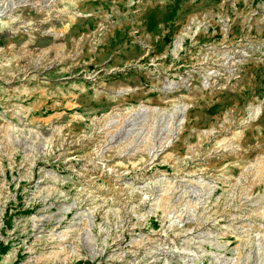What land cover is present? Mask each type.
<instances>
[{"label":"rangeland","instance_id":"374dc122","mask_svg":"<svg viewBox=\"0 0 264 264\" xmlns=\"http://www.w3.org/2000/svg\"><path fill=\"white\" fill-rule=\"evenodd\" d=\"M0 264H264V0H0Z\"/></svg>","mask_w":264,"mask_h":264},{"label":"trees","instance_id":"16d2710c","mask_svg":"<svg viewBox=\"0 0 264 264\" xmlns=\"http://www.w3.org/2000/svg\"><path fill=\"white\" fill-rule=\"evenodd\" d=\"M4 250L2 243H0V252Z\"/></svg>","mask_w":264,"mask_h":264}]
</instances>
